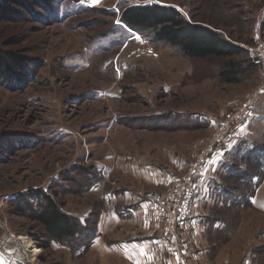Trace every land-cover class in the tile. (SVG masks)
Wrapping results in <instances>:
<instances>
[{
  "label": "rangeland",
  "instance_id": "rangeland-1",
  "mask_svg": "<svg viewBox=\"0 0 264 264\" xmlns=\"http://www.w3.org/2000/svg\"><path fill=\"white\" fill-rule=\"evenodd\" d=\"M48 1L0 22V49L29 65L0 80V250L27 239L33 264H138L116 244L157 231L150 264H264V0ZM151 4L244 55L191 59L122 23ZM237 60L252 67L220 81ZM189 171L183 212L150 202ZM40 195L80 226L74 239L46 237L30 211ZM142 201L154 220L131 214Z\"/></svg>",
  "mask_w": 264,
  "mask_h": 264
},
{
  "label": "trees",
  "instance_id": "trees-1",
  "mask_svg": "<svg viewBox=\"0 0 264 264\" xmlns=\"http://www.w3.org/2000/svg\"><path fill=\"white\" fill-rule=\"evenodd\" d=\"M48 2V0H43L42 3L36 0H0V22L20 19L23 15L21 9L35 8L43 3L48 4ZM121 21L131 29L151 30L156 40L179 49L183 55L191 59L213 57L233 59L244 55L239 47L229 40L226 41L219 32L213 30L214 28L188 22L175 8L162 7L156 4L136 6L124 12ZM244 64V61H230L220 71L219 80L226 84L235 83L244 75L246 69L252 67L249 64V67L244 70L242 68ZM28 66L26 61L18 58L17 55L0 49L1 81L20 77V73ZM250 157L249 154L244 159L251 161ZM230 166H227V169ZM259 170L260 166H254L252 173L255 175ZM35 199L36 205L30 204L31 217L38 221L46 237L55 242L74 239L80 226L76 222L74 224L73 220L61 210L60 205L45 195L35 196ZM221 199L226 202L223 197ZM88 233L91 235L89 243L92 244L93 239L97 236H94L92 230Z\"/></svg>",
  "mask_w": 264,
  "mask_h": 264
},
{
  "label": "crops",
  "instance_id": "crops-1",
  "mask_svg": "<svg viewBox=\"0 0 264 264\" xmlns=\"http://www.w3.org/2000/svg\"><path fill=\"white\" fill-rule=\"evenodd\" d=\"M220 198L221 197H218V199ZM257 203L259 204V207L264 210V204L261 199L257 200ZM151 206L150 202L142 201L139 203V207L135 208V212L133 211L131 214L134 217L139 215V217H142L143 219L148 217L149 219L151 218L150 220H154L155 215L151 212V209H149ZM197 222L200 223L201 219H198ZM140 235L141 234L137 235L131 240H124L123 242L116 244L117 250L121 255L123 253V256L131 259L132 262L138 264H150V262L152 263L153 251L157 250V248L162 249L163 247L161 246H164L165 248V243L162 242L163 240H161V235L157 231H149L142 236ZM169 252H173L172 249H169ZM175 262L178 264L176 258ZM175 262L172 264H175Z\"/></svg>",
  "mask_w": 264,
  "mask_h": 264
},
{
  "label": "built area",
  "instance_id": "built-area-1",
  "mask_svg": "<svg viewBox=\"0 0 264 264\" xmlns=\"http://www.w3.org/2000/svg\"><path fill=\"white\" fill-rule=\"evenodd\" d=\"M264 49V47H263ZM223 128H227L226 125L222 124V128L217 131V133L219 135L222 136L221 141L218 143V145L220 146V143L225 144V142L228 140L226 139L224 136L226 134V130ZM193 170H192V174H193ZM190 177H191V173L189 171V173L185 174L184 178L182 179V181H178L175 180V190L174 192L172 191L169 194H161V195H154V197L151 198V203L154 204L155 203H160L163 204L166 208V210L168 212H170V205L173 202V204H177L178 208L181 207V212H183L186 207H185V200L189 199L187 194H188V190H187V185L191 184L190 183ZM175 208V207H174ZM169 221L174 222V216L170 215L167 217ZM33 247V246H32ZM32 247L30 248H26V250H24L22 253H18V251H12V252H7L6 254L3 253L0 250V259L1 262L0 264H33V261L35 259V257H37V253H34V250H31ZM35 249V247H33Z\"/></svg>",
  "mask_w": 264,
  "mask_h": 264
},
{
  "label": "bare ground",
  "instance_id": "bare-ground-1",
  "mask_svg": "<svg viewBox=\"0 0 264 264\" xmlns=\"http://www.w3.org/2000/svg\"><path fill=\"white\" fill-rule=\"evenodd\" d=\"M23 241H24V242H23L24 245L27 246V247H26L27 249L30 248V247H32V245H31V241H29V240L27 241V239H25V240L23 239ZM34 253H35V254H36V253L38 254V253H39V250H36V249H35V250H34Z\"/></svg>",
  "mask_w": 264,
  "mask_h": 264
},
{
  "label": "snow or ice",
  "instance_id": "snow-or-ice-1",
  "mask_svg": "<svg viewBox=\"0 0 264 264\" xmlns=\"http://www.w3.org/2000/svg\"><path fill=\"white\" fill-rule=\"evenodd\" d=\"M117 23H119V21H117Z\"/></svg>",
  "mask_w": 264,
  "mask_h": 264
}]
</instances>
